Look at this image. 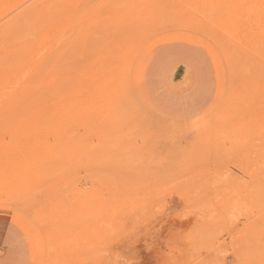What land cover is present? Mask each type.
<instances>
[{
  "label": "rangeland",
  "instance_id": "374dc122",
  "mask_svg": "<svg viewBox=\"0 0 264 264\" xmlns=\"http://www.w3.org/2000/svg\"><path fill=\"white\" fill-rule=\"evenodd\" d=\"M34 1L0 0V15ZM63 1L10 40L29 54L1 56H17L1 96L43 110L0 122V223L21 228L27 263L264 264V46L249 27L264 0ZM124 43L126 69L100 65Z\"/></svg>",
  "mask_w": 264,
  "mask_h": 264
},
{
  "label": "bare ground",
  "instance_id": "6f19581e",
  "mask_svg": "<svg viewBox=\"0 0 264 264\" xmlns=\"http://www.w3.org/2000/svg\"><path fill=\"white\" fill-rule=\"evenodd\" d=\"M3 1V0H2ZM10 1V0H9ZM55 2V0H35L32 4H30L29 6H27V7H25V8H21V7H19V8H21V11H20V13H18V14H15L13 17H9V16H11L12 14V11L9 13V12H5V13H2L1 15H0V69L2 68V69H5V67H6V65H8L10 62H12L13 60V62L14 63H17V62H15V59H16V57L18 56V54H20V48H18V51H14V46L12 47L11 45H9L12 41H10L11 39H13V36L15 35V33H17L16 31L18 30V28H20V27H22V25H23V22H25V18L27 17V14L28 13H30V12H33V11H36V10H41V8L42 9H44L45 11L43 12V13H46L47 11H48V9H49V7H50V4L52 3V2ZM65 1V0H64ZM63 1V2H64ZM132 1V0H131ZM179 1V0H178ZM182 2L183 1H185V0H181ZM181 1H179V2H181ZM191 1V0H190ZM198 1V0H197ZM241 1V0H240ZM246 1V0H245ZM250 1V0H249ZM5 2V1H4ZM27 2V1H26ZM257 2H258V0H257ZM10 3H12V2H10ZM21 3V5H23L22 4V2H19V4ZM23 3H24V0H23ZM28 3H30V1L28 2ZM89 3V2H88ZM185 3V2H184ZM27 4V3H26ZM25 5V4H24ZM89 5V4H88ZM192 5V4H191ZM253 5H254V3H253ZM252 5V3L250 4V5H248V6H253ZM1 6V5H0ZM3 6V5H2ZM5 6V5H4ZM20 6V5H19ZM131 6V5H130ZM188 6H189V4H188ZM246 6V5H245ZM247 6V8H248V10H249V7ZM44 7V8H43ZM254 7H255V5H254ZM91 8V7H90ZM10 9V8H9ZM193 9V8H192ZM196 9H198V8H196ZM232 9H234V8H232ZM244 9H246V7L244 8ZM250 9H252V8H250ZM254 9V8H253ZM256 9H258V8H256ZM256 9H254L253 11H255L256 12ZM11 10H13V9H11ZM195 10V9H194ZM231 10V9H230ZM248 10H246V11H248ZM261 10V9H260ZM259 10V11H260ZM196 11V10H195ZM198 12L200 11V8L197 10ZM196 11V12H197ZM243 11H245V10H243ZM252 11V12H253ZM258 11V12H259ZM1 12V11H0ZM251 11H250V14L252 13ZM262 12H263V10H262ZM262 12H261V14H262ZM245 13V12H244ZM247 14V13H246ZM249 14V13H248ZM249 14V15H250ZM253 14H254V12H253ZM253 14H251L250 16L249 15H245V16H249L248 18L249 19H251L252 18V15ZM256 14H257V12H256ZM259 14V13H258ZM255 15V14H254ZM263 15H264V13H263ZM48 16V15H47ZM258 15H256V16H253V18H252V21L253 22H251L252 23V25H249V27L251 26V30L250 31H252V33H253V35H255V37L256 38H258V41H259V43H261V44H259L258 43V41L256 42V43H258L259 44V46H264V21L262 22L261 21V17L260 16H258ZM9 17V18H8ZM36 17V16H35ZM35 17H32V18H34V21H35ZM122 17V16H121ZM31 18V19H32ZM231 18V20L233 19V17H230ZM25 19V20H24ZM236 19V18H235ZM240 19H241V16H240ZM248 19V20H249ZM263 19V18H262ZM28 20V21H27ZM27 20H26V25H23V26H25V28L27 29V25H28V23L30 22L29 21V19L27 18ZM245 20V19H244ZM244 20H243V22H244ZM264 20V19H263ZM34 21H31V23H33ZM41 22H44V18L42 17V19H41ZM235 22H236V20H235ZM38 23H40V21L38 22ZM125 23V22H124ZM245 23H248V22H245ZM30 24V23H29ZM119 24V23H118ZM120 24H122V23H120ZM152 25H153V23H151ZM243 24V23H242ZM249 24V23H248ZM247 24V25H248ZM253 24H254V26H253ZM38 25V24H37ZM37 25H35V29L32 31V32H30L31 33V35H33V38H34V35L36 36V35H39V34H41V30H44L43 29V23H42V25L40 26H37ZM117 25V24H116ZM115 25V26H116ZM123 25V24H122ZM127 25L128 24H126L125 26H126V28H127ZM152 25H150V26H152ZM160 25H162V24H160ZM246 25V26H247ZM30 27H28V28H31V25H29ZM120 27H119V29L120 28H122L121 27V25H119ZM244 25H242V27H243ZM149 27V26H148ZM156 27V26H155ZM158 27V26H157ZM156 27V28H157ZM248 27V28H249ZM33 28V27H32ZM118 28V27H117ZM150 28V27H149ZM225 28V27H224ZM247 28V27H246ZM246 28H243L244 30L246 29ZM21 29V28H20ZM19 29V30H20ZM24 29V27H22V32L24 31L23 30ZM123 29H124V26H123ZM158 29V28H157ZM157 29H155L154 30V28H153V30L154 31H156V34H158V31H157ZM162 29H164V28H162ZM28 30V29H27ZM26 30V32L28 33L29 31H30V29H29V31H27ZM116 30V29H115ZM125 30H127V29H125ZM152 30V31H153ZM159 31L161 30V29H158ZM165 30V29H164ZM167 30H169V29H167ZM242 30V29H241ZM243 30V31H244ZM113 32H114V29L112 30ZM149 31H151V30H149ZM236 31V30H235ZM21 32V33H22ZM117 32V31H116ZM128 32V31H127ZM230 32V31H229ZM234 32V31H233ZM239 32V31H238ZM20 33V32H19ZM120 33H122V31L120 32ZM126 33V32H125ZM130 33V32H129ZM155 33V32H154ZM231 33V32H230ZM244 33H246V30H245V32ZM244 33H242L241 32V34H243L242 36H247L248 35V33H251V32H247L245 35H244ZM26 33L25 32H23L22 33V37H25L26 38V35H25ZM116 34V33H115ZM118 34H119V32H118ZM220 34V33H219ZM238 34V33H237ZM240 34V33H239ZM19 35V36H20ZM113 35H114V33H113ZM131 35V34H130ZM148 35V34H147ZM151 35H153V32H152V34ZM150 35V37L149 38H152V36ZM251 35V34H250ZM253 35H251V36H253ZM16 36V35H15ZM117 35H115V37H116ZM123 36V35H122ZM121 36V37H122ZM146 36V35H145ZM154 36V35H153ZM233 36V35H232ZM245 36V38L246 39H248V37H246ZM126 37V36H125ZM124 37V38H125ZM127 37H128V35H127ZM126 37V38H127ZM132 37V36H131ZM234 37H235V34H234ZM254 37V38H255ZM16 37H14V39H15ZM123 38V39H124ZM148 38V39H149ZM232 38V37H231ZM238 38H239V36H238ZM244 38V37H243ZM243 39L244 41L246 40V39ZM254 38H251L252 40L254 39ZM27 39V38H26ZM25 39V40H26ZM32 39V36L30 37V39H28V40H31ZM109 39V38H108ZM107 39V40H108ZM120 39V38H119ZM232 39H234V38H232ZM27 40V41H28ZM113 40V39H112ZM115 40V39H114ZM200 40H202V39H200ZM242 40V41H243ZM16 41H17V38H16ZM22 41V40H21ZM93 41V40H92ZM116 41V40H115ZM129 41V40H128ZM235 41H238L239 42V40H235ZM244 41H243V43H244ZM247 41V40H246ZM14 42H15V40H14ZM20 42V41H19ZM18 41H17V43H19ZM22 42H24V41H22ZM124 42V41H123ZM203 42H205V41H203ZM214 42V41H213ZM230 42V41H229ZM247 42H249V40L247 41ZM16 43V42H15ZM16 43V44H17ZM21 43V42H20ZM106 44H107V42H105ZM110 43V42H109ZM206 43V42H205ZM217 43V42H216ZM219 43V42H218ZM237 43V42H236ZM242 43V44H243ZM246 43V42H245ZM252 43H254L253 41H252ZM14 44V43H13ZM111 44V43H110ZM114 44V43H113ZM208 44V43H207ZM230 44H232V42L230 43ZM234 45H235V47H237L236 46V44L235 43H233ZM240 44V43H239ZM250 44V43H249ZM255 44V43H254ZM9 45V46H11V47H9V49H10V51L11 50H13L14 52H16V54H17V56H15V58L13 57V54H8V55H10V58L11 59H8V61H9V63H8V61L6 60L7 58L5 57H1L2 56V53H7V50H8V48H7V46ZM28 45V44H27ZM93 45V44H92ZM112 45V44H111ZM120 45V44H119ZM215 47L216 46H218V45H215V44H213ZM244 46H245V44H243ZM243 45H240V48H241V46H243ZM247 45H248V43H247ZM116 46V45H115ZM115 46L113 47V49L112 48H109V49H107V50H115L116 48H115ZM252 46V45H251ZM254 46V45H253ZM255 46H257V45H255ZM259 46H257V47H259ZM23 47H25V46H23ZM22 47V48H23ZM128 46L127 45H125V43H124V46H123V44H122V46H118V48L114 51V53H113V55L111 56V57H108L110 54H105V55H103V58L102 57H100L101 59H100V63H98V62H96V64L98 63V64H100V65H107V64H110V63H114V66L113 67H115V69L114 70H116V72L117 73H121V71H123L124 69H126V66H127V60L129 59V56L131 55L130 54V50H128V48H127ZM261 47H259V51H258V49L256 48V50L258 51V53L260 52V49H261ZM21 48V49H22ZM74 48V47H73ZM132 48V47H131ZM143 48V47H142ZM244 48V47H243ZM243 48H242V50H243ZM246 48V47H245ZM248 48H250V47H247L246 49H247V52H248ZM253 48V50H255L254 49V47H251L250 49H249V51H251V49ZM101 50H102V48H101ZM104 50V49H103ZM106 49H105V51H107ZM214 50V49H213ZM241 49H240V51H242ZM262 50H264V48H262L261 49V52H262ZM12 51V52H13ZM25 52H22L21 51V54H29L28 52H26V50H24ZM27 51H28V49H27ZM30 51V50H29ZM222 51V50H221ZM244 51H245V49H244ZM101 52V51H100ZM103 52V51H102ZM102 52H101V54H102ZM243 52V51H242ZM253 52V51H252ZM260 52V53H261ZM109 53V52H108ZM223 53V52H222ZM257 53V54H258ZM259 53V54H260ZM263 53L264 52H262V55L260 54V56L259 57H264L263 56ZM20 54V55H21ZM101 54H99L98 53V55H101ZM139 54V53H138ZM228 54V53H227ZM246 54V53H245ZM258 54V55H259ZM20 55H19V57H20ZM225 56H226V52H225V54H224ZM229 55V54H228ZM26 55H24V57H25ZM102 56V55H101ZM255 56V55H254ZM8 57V56H7ZM17 58L18 60L19 59H22V58ZM21 57H22V55H21ZM84 57V56H83ZM14 58V59H13ZM85 58V57H84ZM97 58H98V56H97ZM261 58V59H262ZM11 60V61H10ZM98 60V59H97ZM231 60H233V59H231ZM236 60V59H235ZM256 60V59H255ZM96 61V60H95ZM228 61V60H227ZM13 62L11 63L12 65H14L15 66V64H13ZM29 62H32V63H34L33 65H37L36 63L37 62H35L34 60H33V58H32V60L30 59L29 60ZM80 62H81V60H80ZM88 62V61H87ZM86 62V63H87ZM92 62V61H91ZM230 62V61H229ZM236 62V61H235ZM233 63H234V60H233ZM256 63V62H255ZM254 63V64H255ZM260 63V62H259ZM83 64V63H82ZM91 64V63H90ZM261 64V63H260ZM260 64H258V62L256 63V66H259ZM10 65V64H9ZM97 66V65H95V66H97V68L99 69V67H101L102 68V66ZM14 66H13V68H14ZM24 66V65H23ZM22 66V67H23ZM78 66V65H77ZM83 66H85V65H83ZM86 66H87V64H86ZM234 66H235V64H234ZM9 67V66H8ZM11 67V66H10ZM16 67L17 68H20V71H21V68L22 67H20L19 65L17 66L16 65ZM75 67V66H74ZM82 67V66H81ZM89 67V66H88ZM103 67H105V66H103ZM106 67H108V65L106 66ZM112 67V68H113ZM230 67V70H231V66H229ZM13 68H10V70L8 69L7 70V73H6V77L5 78H7L8 77V75H9V73H8V71H10V72H12V69ZM16 68V69H17ZM85 68V67H84ZM91 68V67H90ZM96 68V69H97ZM134 68V67H133ZM259 68V67H258ZM15 69V68H14ZM15 69V70H16ZM24 69V68H23ZM34 69V68H33ZM82 69V68H81ZM104 69V68H103ZM18 70V69H17ZM25 70H26V68H25ZM24 70V71H25ZM83 70V69H82ZM106 70V69H105ZM108 70H109V68H108ZM108 70H106L107 72H108ZM238 70H239V68H238ZM14 71V70H13ZM19 71V70H18ZM102 71V70H101ZM111 71H113V70H111ZM249 71H250V69H249ZM103 72V71H102ZM101 72V73H102ZM232 72V71H231ZM257 72V71H256ZM20 72H18L17 74H19ZM26 72H23L22 74H25ZM237 73H239V71L237 72ZM14 74V73H13ZM12 74V75H13ZM15 74H16V72H15ZM27 74V73H26ZM103 74V73H102ZM102 74H99V75H97V77H100V80H101V78H102ZM110 73L108 72V75H109ZM234 74H235V71H234ZM240 75H241V73H239ZM239 74H236L237 76L239 75ZM255 74V73H254ZM5 75V74H4ZM4 75H3V77H2V79H3V82L4 83H7L8 81H10L9 79H12V78H7L8 80H4ZM28 75V74H27ZM106 75V74H105ZM104 74H103V76H105ZM235 75V76H236ZM11 76V75H10ZM18 76V75H17ZM26 76V75H25ZM81 76V75H80ZM12 77V76H11ZM22 76H20V77H18L19 79L21 78ZM239 77H242V75L241 76H239ZM244 77V76H243ZM242 77V78H243ZM18 78L16 77V79L18 80ZM27 78V77H26ZM33 78V77H32ZM85 77L83 76V79H84ZM242 78H241V80H242ZM245 78V77H244ZM244 78H243V80H244ZM14 79H15V77H14ZM15 79V80H16ZM21 79H23V80H25V78H24V76L21 78ZM20 79V80H21ZM99 79V78H98ZM30 80H32V79H30ZM29 80V81H30ZM103 80V79H102ZM237 80H239V78L237 79ZM240 80V81H241ZM254 80V79H253ZM1 81V80H0ZM12 81H14V80H12ZM33 81V80H32ZM87 81V80H86ZM2 82V81H1ZM25 81H23V83H24ZM68 82V81H67ZM100 82V81H99ZM102 82V81H101ZM235 82V81H234ZM8 83H10V82H8ZM7 83V85H9ZM28 83V81L26 82V84ZM18 84V83H17ZM22 84V83H21ZM28 84H30V82L28 83ZM27 84V85H28ZM84 84V83H83ZM6 85V84H5ZM7 85L6 86H4V85H1V86H4V87H7ZM35 85V84H34ZM70 85V84H69ZM10 86H12V84L11 85H9V87ZM19 86V85H18ZM30 86V85H29ZM36 86V85H35ZM81 86H83V85H81ZM233 86V85H232ZM244 86H246V85H244ZM23 87V86H22ZM31 87H32V85H31ZM75 87V86H74ZM77 87V86H76ZM8 88V87H7ZM17 88V87H16ZM15 88V89H16ZM19 88H21V87H19ZM24 88V87H23ZM37 88V87H36ZM14 89V88H13ZM22 89V88H21ZM25 89V88H24ZM74 89V88H73ZM247 89V88H246ZM17 90V89H16ZM232 90V89H231ZM233 90H234V88H233ZM4 91V90H3ZM11 91V90H10ZM247 91V90H246ZM5 92V91H4ZM4 92H2L1 94H3L4 95ZM65 92H66V90H65ZM234 92V91H233ZM1 94H0V96H1ZM37 94H39V93H37ZM231 94H232V92H231ZM36 95V94H35ZM32 96V97H36V96ZM40 95V94H39ZM229 95V94H228ZM4 96H6V94L4 95ZM2 97V96H1ZM31 97V98H32ZM3 99H5L4 97H2ZM31 98H29L28 100H31ZM132 99H133V97H132ZM24 100V101H23ZM28 100L26 101V97H25V94H23V91H20V89L18 90V91H16V92H14L13 91V93H12V91H11V94L7 97V99H5V101H3V102H1V100H0V122L2 123H4L5 121H7V120H12L10 117H15V116H20V117H18L16 120H17V122H19V124H22L24 121H27L28 119H26V118H24L25 116H29V115H36V117H35V119H34V121L33 120H30L32 123H33V125L35 126V124L36 123H38L39 122V119L37 118V115H38V112H41V110H42V107H41V102L39 101V98H38V101H34V104H33V102H31V101H29V102H31V104H33V106H31V105H29L28 106V104H30L29 102H28ZM41 100V99H40ZM28 103H26V102ZM133 101V100H132ZM228 101H230V99L228 100ZM25 102V103H24ZM38 102H40L39 104H38ZM134 102L136 103V101L134 100ZM23 103L26 105L27 104V107H22V105H23ZM35 103L37 104V105H35ZM109 107H110V105H109ZM46 108V107H45ZM222 109V108H221ZM45 110V109H44ZM50 110V109H49ZM43 111V110H42ZM222 111V110H221ZM87 112H88V110H87ZM87 112H86V114H87ZM91 112H93V111H91ZM136 112V111H135ZM142 113V112H141ZM85 114V115H86ZM43 115V114H42ZM146 116V115H145ZM39 117V116H38ZM47 117V116H46ZM46 117H45V119H46ZM85 117V116H84ZM40 118V117H39ZM145 118H147V117H145ZM21 119V120H20ZM43 119V118H42ZM41 119V120H42ZM44 119V120H45ZM48 119V118H47ZM53 119V118H52ZM51 119V120H52ZM49 120V119H48ZM148 121H150V119L148 120ZM28 122V121H27ZM42 122V121H41ZM49 122V121H48ZM150 122H152V121H150ZM149 122V123H150ZM39 124V123H38ZM146 124V123H145ZM9 125V124H8ZM203 125H204V123H203ZM202 124H201V126H203ZM152 126V125H151ZM200 126V127H201ZM148 127H150V126H148ZM200 127H197V128H200ZM196 128V129H197ZM259 128V127H258ZM166 131V130H165ZM168 131V130H167ZM161 134V133H160ZM19 170V169H18ZM17 200V199H16ZM16 202V201H15ZM19 202V201H18ZM22 202V201H21ZM18 204V203H17ZM20 204V203H19ZM23 204V203H22ZM21 204V205H22ZM24 205V204H23ZM86 205V204H85ZM98 207V206H97ZM82 212V211H81ZM93 213H95V212H93ZM83 214V213H82ZM87 215L89 214V213H86ZM86 214H85V216H86ZM96 215V214H95ZM95 215H93L94 217H95ZM80 216H82V215H80ZM91 216V215H90ZM97 216V215H96ZM91 218V217H90ZM89 219V218H88ZM93 219V218H92ZM105 220V219H104ZM86 221V220H85ZM43 225V224H42ZM45 225H46V223H45ZM44 225V226H45ZM49 225V224H48ZM48 227V226H47ZM53 229V228H52ZM51 229V230H52ZM69 229V228H68ZM54 230V229H53ZM56 230V229H55ZM51 231H49V233H50ZM50 237V236H49ZM49 239V238H48ZM55 239V238H54ZM51 240H53V238L51 239ZM57 241V240H56ZM53 247V246H52ZM54 248V247H53ZM56 248V247H55ZM92 248V247H91ZM57 249V248H56ZM51 255H53V254H51ZM54 256H55V254H54ZM53 256V258H52V256H51V260H50V264H57V262L55 261V260H53V259H56L55 257ZM104 256V255H103ZM107 257V256H106ZM58 258V257H57ZM113 259V258H112ZM57 260V259H56ZM60 261V260H59ZM58 261V262H59ZM96 261H97V259H96ZM109 261H111V260H109ZM63 262V261H62ZM95 262V261H94ZM98 262H99V260H98ZM114 262V261H113Z\"/></svg>",
  "mask_w": 264,
  "mask_h": 264
},
{
  "label": "crops",
  "instance_id": "0c3cea01",
  "mask_svg": "<svg viewBox=\"0 0 264 264\" xmlns=\"http://www.w3.org/2000/svg\"><path fill=\"white\" fill-rule=\"evenodd\" d=\"M5 227L8 228L12 237L6 238V235L0 233V235H4L0 237V248L3 250V253L0 254V264H29L22 252L27 240L22 234L21 228L8 222L0 223V230H5Z\"/></svg>",
  "mask_w": 264,
  "mask_h": 264
}]
</instances>
